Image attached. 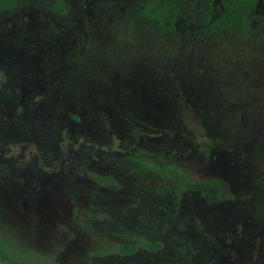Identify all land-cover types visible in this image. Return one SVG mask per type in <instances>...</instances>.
Instances as JSON below:
<instances>
[{
  "label": "rangeland",
  "instance_id": "obj_1",
  "mask_svg": "<svg viewBox=\"0 0 264 264\" xmlns=\"http://www.w3.org/2000/svg\"><path fill=\"white\" fill-rule=\"evenodd\" d=\"M138 1L0 11V227L66 264H264V0L217 36Z\"/></svg>",
  "mask_w": 264,
  "mask_h": 264
},
{
  "label": "trees",
  "instance_id": "obj_2",
  "mask_svg": "<svg viewBox=\"0 0 264 264\" xmlns=\"http://www.w3.org/2000/svg\"><path fill=\"white\" fill-rule=\"evenodd\" d=\"M186 1L197 9V21L202 25L203 34L217 36L221 33L242 29L249 20V15L259 0H221L218 14L213 15L215 0H139L134 5V15L141 20L153 24L163 32L175 35L177 20L183 14H189ZM17 0H0V11L13 8ZM57 12L63 11L60 1L52 5ZM103 183H113L111 177L100 178ZM200 189L219 188L220 183L215 180L203 181L196 184ZM151 249H159L160 242H149ZM116 249L122 253H131L136 247L129 244H119ZM0 264H66L56 260L53 256L24 247L17 241L9 240L0 227Z\"/></svg>",
  "mask_w": 264,
  "mask_h": 264
}]
</instances>
